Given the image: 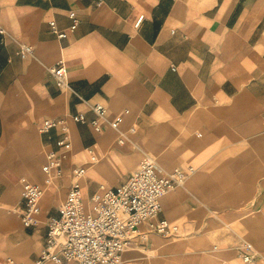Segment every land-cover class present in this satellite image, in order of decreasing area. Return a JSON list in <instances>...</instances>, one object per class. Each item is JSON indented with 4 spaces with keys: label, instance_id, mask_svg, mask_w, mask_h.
Instances as JSON below:
<instances>
[{
    "label": "crops",
    "instance_id": "0c3cea01",
    "mask_svg": "<svg viewBox=\"0 0 264 264\" xmlns=\"http://www.w3.org/2000/svg\"><path fill=\"white\" fill-rule=\"evenodd\" d=\"M0 30V264L37 263L73 168L90 213L146 156L193 173L160 200L177 235L137 239L120 264H244V243L264 257V0H0ZM61 63L69 89L50 73ZM94 105L107 111L100 131ZM59 118L71 144L56 179L42 168L59 134L41 127ZM25 183L43 193L32 228Z\"/></svg>",
    "mask_w": 264,
    "mask_h": 264
},
{
    "label": "built area",
    "instance_id": "2783aa9c",
    "mask_svg": "<svg viewBox=\"0 0 264 264\" xmlns=\"http://www.w3.org/2000/svg\"><path fill=\"white\" fill-rule=\"evenodd\" d=\"M69 17L73 21L71 30L74 31L79 20L73 12H70ZM142 20L143 17L138 24ZM50 28L58 39H66V33L60 31L56 23L51 22ZM0 34L4 32L0 30ZM19 55L23 60L29 58L32 55L31 47L23 45ZM50 73L60 90L69 89L64 64L52 68ZM92 111L97 118L90 125L100 131V122L105 119L107 111L103 105H94ZM71 121L78 125L88 124L86 117L81 114L72 116ZM119 121L116 119L111 125L116 127ZM52 132H57L59 139L56 148L47 154L42 171L49 178L61 179L64 176L63 153L71 144L68 121L62 118L46 120L41 127V134L46 136ZM123 142V138L118 141L119 144ZM71 173L72 184L60 209V218L48 223L45 246L36 264H120L123 254L137 239L146 242L152 233L165 238L177 235L178 228L160 218V200L169 192L184 187L193 169L185 171L176 168L164 172L153 158L146 156L121 187L91 198L93 207L90 213L84 211L81 194L85 169L75 167ZM42 196L39 186L24 184V209L21 214L24 227H36V215ZM143 225H146V231L140 230ZM238 255L244 264L264 262V257L248 243L242 245ZM8 264L15 263L9 260Z\"/></svg>",
    "mask_w": 264,
    "mask_h": 264
},
{
    "label": "bare ground",
    "instance_id": "6f19581e",
    "mask_svg": "<svg viewBox=\"0 0 264 264\" xmlns=\"http://www.w3.org/2000/svg\"><path fill=\"white\" fill-rule=\"evenodd\" d=\"M84 207H85L84 211H85V210H86V211H89V207L87 206V204L84 203L83 208H84ZM92 207H93V205H92ZM85 213H87V212H85Z\"/></svg>",
    "mask_w": 264,
    "mask_h": 264
}]
</instances>
